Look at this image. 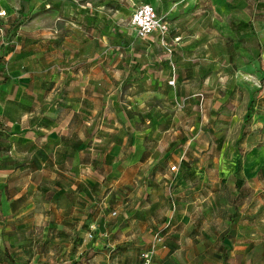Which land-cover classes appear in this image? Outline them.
Segmentation results:
<instances>
[{"label":"rangeland","instance_id":"374dc122","mask_svg":"<svg viewBox=\"0 0 264 264\" xmlns=\"http://www.w3.org/2000/svg\"><path fill=\"white\" fill-rule=\"evenodd\" d=\"M261 145L264 0H0V264H264Z\"/></svg>","mask_w":264,"mask_h":264},{"label":"built area","instance_id":"2783aa9c","mask_svg":"<svg viewBox=\"0 0 264 264\" xmlns=\"http://www.w3.org/2000/svg\"><path fill=\"white\" fill-rule=\"evenodd\" d=\"M3 15L5 12L2 13ZM130 21L137 30V35L140 38H147L150 36L158 27L159 20L155 8L150 4H143L138 8H134ZM176 169V166L172 167ZM153 260V249L142 252L139 257V261L134 264H152ZM107 264H115L114 262H109Z\"/></svg>","mask_w":264,"mask_h":264},{"label":"crops","instance_id":"0c3cea01","mask_svg":"<svg viewBox=\"0 0 264 264\" xmlns=\"http://www.w3.org/2000/svg\"><path fill=\"white\" fill-rule=\"evenodd\" d=\"M259 118H260V115L257 116L258 122H259ZM22 123H23L22 119L12 122V125L15 126V128H18L12 132L13 133L25 132L23 130L24 128L22 126ZM28 140H29V142H31L33 139L29 138ZM239 158H240V156H238L236 158V162H235L236 170H237ZM173 166H175V165H172V167ZM262 167H264V145L257 146L253 149H250V150H248V148H247V150L245 151V156L243 158V170H242V172L244 174H248V175H255V174H257V172ZM172 170H174V169L172 168ZM109 262H114V261L107 260L106 264ZM114 263L117 264L116 262H114ZM152 264H154V262H152Z\"/></svg>","mask_w":264,"mask_h":264},{"label":"trees","instance_id":"16d2710c","mask_svg":"<svg viewBox=\"0 0 264 264\" xmlns=\"http://www.w3.org/2000/svg\"><path fill=\"white\" fill-rule=\"evenodd\" d=\"M262 86V85H261Z\"/></svg>","mask_w":264,"mask_h":264}]
</instances>
